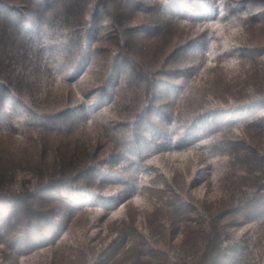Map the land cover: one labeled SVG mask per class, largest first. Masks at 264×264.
<instances>
[{
	"label": "rangeland",
	"instance_id": "1",
	"mask_svg": "<svg viewBox=\"0 0 264 264\" xmlns=\"http://www.w3.org/2000/svg\"><path fill=\"white\" fill-rule=\"evenodd\" d=\"M9 1L27 4L24 11L31 15L41 13L27 0ZM55 1L60 0H46ZM66 1L55 2V10L47 14L64 11L65 17L71 5L70 20L81 23L94 16L89 11L94 0ZM110 1V21L121 28L114 38L108 34L102 39L108 24L97 32L93 26L95 38L87 44L90 56L76 74L83 48L73 28L59 30L46 20L36 35L21 37L0 22V81L42 115L67 110L53 119L56 128L51 130L30 127L27 115L19 123L0 119V184L8 182L7 190H14L62 179L83 193L82 197L67 195L68 205L52 199L36 203L55 213L65 230L57 245L25 256L28 264H166L171 259L189 264L203 251L204 233L172 214L168 199L173 200L171 195L178 199L179 194L198 206L201 215L206 208L215 221L222 216L221 231L228 233L224 244L231 243L244 254L243 244L252 248L250 257L234 264H264V209L248 206L251 193L264 192V128H243L241 116L199 119L200 112L185 130L187 140L179 141L181 136L177 139L173 130L194 108L221 110L264 98V59L241 61L223 55L240 46L264 44V22L244 26L232 16L221 18L228 0H207L220 17L204 19L197 7L194 21L164 15V4L171 0H140L147 6L145 13L122 0ZM175 1L182 8L188 5L186 0ZM95 16L101 24L109 18L103 12ZM120 44L146 71L144 75L150 72L153 77L142 85L141 77L133 81L126 71H115L116 82L106 101L98 92ZM94 60L106 73L103 85L72 88ZM145 89L149 102H145ZM77 91L83 100L77 98ZM99 97L103 101L96 104ZM142 107L145 111L139 113ZM213 130L217 137L237 135L249 150L220 144L221 154L204 141L192 145ZM84 197V204H76ZM245 214L252 219L246 225L236 223ZM144 249H151L150 256L142 253ZM4 255L0 250V262ZM19 258L4 264H17Z\"/></svg>",
	"mask_w": 264,
	"mask_h": 264
},
{
	"label": "trees",
	"instance_id": "2",
	"mask_svg": "<svg viewBox=\"0 0 264 264\" xmlns=\"http://www.w3.org/2000/svg\"><path fill=\"white\" fill-rule=\"evenodd\" d=\"M122 1L123 4L131 6L142 13H145L147 10V6L140 0ZM157 1L161 3V0ZM27 2H30L31 5L39 9L41 13L31 15L24 11L28 7L27 4H17L9 0H0V22L15 35L21 37L27 33H35L34 35H36V30L43 28L46 20H49L54 26H59V30L70 29V27L73 28V33L78 32L80 34V42L83 48L79 62L76 65L77 71H75L74 74H76V72H81L79 70L85 66L87 58L90 56L87 44L89 43V39L91 40L95 38L93 35V30L95 28L93 27L94 25H96L95 32H97L102 30L105 24H108L107 31L100 35L102 39L108 34L114 38L121 28L120 23L113 24V22L110 21V16L112 15L110 8H113L110 0H94L89 9L90 13L94 12V16L90 21L85 18L81 23H77L75 19H69L73 13V7L71 5L69 12L65 17L62 14L64 11L57 16L54 14H47L50 9L55 10V2L65 3L67 2L66 0L51 3L46 2V0H27ZM173 2L176 1L171 0L164 4L167 14H163L174 19L183 21L187 17L186 20L194 21L197 17H195L193 11L197 10V7L204 19H211L214 17L215 20L220 17V12L218 11L215 15V11L211 5L208 4L207 0H186L188 5L183 8L180 5L173 4ZM108 3H110L111 7ZM222 10L225 12V17L221 18H230L232 16L236 22L238 21L244 26H257L264 22V0H228L225 2V7H222ZM99 12H103L109 17L105 23L101 24V19L95 16ZM12 15L17 18H12ZM60 19L66 20V22L62 25ZM91 23L92 25H90ZM35 25L36 29L35 31H32L33 26ZM27 29L30 30L27 31ZM64 42L70 43L67 40ZM223 55L233 56L239 58L241 61H258L259 59H264V44L253 45L252 47L240 46L233 48L232 51ZM120 68L124 70L119 71ZM115 71L119 72V74L126 71L130 79L133 81H135V77H141L142 79L139 80L138 83H141L142 85H147L151 77H153V73L150 72L145 76L144 73H146V71H143V69L134 62L126 47L124 48V46L120 44L119 52H116L111 61L105 84L98 92V96H102L106 101L111 94L109 88L113 87L116 82V79L113 78ZM157 82L162 81L157 80ZM145 92L147 96L145 102H149V91L145 89ZM14 93L15 91L11 86L1 79L0 119L4 117V121L19 123L21 122L20 118L22 115H27L28 117L26 121L30 127L51 130L56 128L53 119L62 117L67 112V110L64 109L58 113L42 115L29 108L22 99L14 95ZM103 98H96L94 102L99 104L103 101ZM17 105L19 106L18 109L16 107ZM146 105L151 106L150 103H147ZM227 106L229 107L228 109L221 110L219 109L223 107L206 108L200 113L201 117L199 119H202L205 116H211L209 120L213 118H222L224 116L229 119L241 116L243 128L250 130L264 128V112L257 115L258 111H264V98H261V100L252 99L234 105H226L224 107ZM231 106L235 107L232 108ZM144 111L145 110L142 107L139 113H144ZM144 115L145 114H141V117ZM196 119H198V117ZM214 132V130L209 132L206 136L202 137L201 140L192 143V145L204 141L206 144L210 145L208 147L209 149L219 151L221 154H223L224 149L220 147V144H225L231 147H240L243 150L248 148L249 150V146L247 145V148H243L242 144L245 145V140L238 138L237 135L228 139L225 136L217 137L216 134H213ZM210 136L214 137L204 139ZM185 140H187V132H184L183 135H181L179 141ZM226 140H228L229 143L226 142ZM184 145L186 147L190 146V144L187 143H184ZM99 177L100 175L97 174L98 179ZM19 184L20 183H17V185ZM5 185H10V183L6 182L0 184V250L5 253L0 264H4V262L10 260V258L17 259L19 257H25L57 245L63 237L65 225H61L60 227V221L57 219V215L45 207L38 206L36 203L52 199L59 204L68 205L69 197L83 196V193L81 192L82 190L73 189L74 187H70L66 180L62 183V179H57L53 182H44L37 187H34L32 184L24 185L23 187L16 186L14 190H7ZM260 190L262 189H257L251 193L253 197L250 199L248 206L252 209H264V192H261ZM67 195H69V197ZM181 195L182 194H179L178 199L174 195H171L173 200L168 199V205L172 207V214L176 219L180 220V223L196 225L199 227L201 233H204L203 251L197 256L196 260L189 264H234L233 262H237L239 258H248L252 255V248L247 247L244 244L243 246L246 250L245 254L231 243L224 244L227 240L226 236H228V233H225L224 230L223 232L221 231V225H223L222 216H219L218 221H215L213 216H209L212 213L206 208H204L205 213L201 215L199 207L195 206L193 202L182 198ZM84 199L85 197L79 199L76 204H84ZM256 200L259 201L257 202ZM229 214L226 217H228ZM236 219V223L246 225L245 223L252 218L245 214V219ZM261 223H264V221ZM142 253L145 256H150L149 253H151V249H144ZM166 264L178 263L174 259H171V261Z\"/></svg>",
	"mask_w": 264,
	"mask_h": 264
},
{
	"label": "clouds",
	"instance_id": "3",
	"mask_svg": "<svg viewBox=\"0 0 264 264\" xmlns=\"http://www.w3.org/2000/svg\"><path fill=\"white\" fill-rule=\"evenodd\" d=\"M72 68H68L65 72V75L67 76L71 72ZM106 73L101 70L100 67V62L98 61H93L92 64H90L87 68V71L84 72L82 76H80L79 81L76 84L71 85L72 88L74 89H80V88H85V89H97L100 88L105 79ZM77 98L79 100H83V94L80 91H77ZM88 104H90L92 101L87 100L84 101ZM204 109L203 108H194L189 115L186 116L185 121L181 126L173 125V130H175L176 133V138L178 139L185 130L193 123V121L198 117V114L202 112ZM104 235H107V232L104 233ZM110 237L109 241L114 238ZM28 259L27 257H20L19 260L17 261V264H28Z\"/></svg>",
	"mask_w": 264,
	"mask_h": 264
}]
</instances>
